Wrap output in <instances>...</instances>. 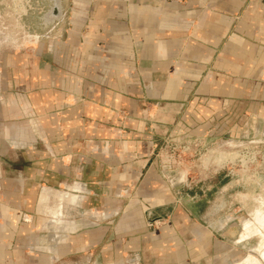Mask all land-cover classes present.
<instances>
[{
  "label": "crops",
  "instance_id": "0c3cea01",
  "mask_svg": "<svg viewBox=\"0 0 264 264\" xmlns=\"http://www.w3.org/2000/svg\"><path fill=\"white\" fill-rule=\"evenodd\" d=\"M63 5L0 57V264H261L182 209L156 149L264 129V0Z\"/></svg>",
  "mask_w": 264,
  "mask_h": 264
},
{
  "label": "rangeland",
  "instance_id": "374dc122",
  "mask_svg": "<svg viewBox=\"0 0 264 264\" xmlns=\"http://www.w3.org/2000/svg\"><path fill=\"white\" fill-rule=\"evenodd\" d=\"M47 3L48 0H0V57L5 52H16L20 42L28 41L29 37L45 36L47 28L39 17ZM230 133L211 140L157 146L158 160L167 171V179L175 183L183 210L201 206L204 211L205 203L209 202L229 207L231 212L238 211V219L250 223L244 227L247 232L244 238L254 236L245 241L226 242L228 248L234 249L235 254L239 251L240 261L251 255L264 264V129ZM232 153L236 154L235 160H226L220 167L218 164H224L220 158ZM138 211L134 213L141 216ZM172 211L173 205L156 213L165 217ZM147 228L153 230L156 224H147ZM240 232L243 228L237 225L225 234L228 238V234Z\"/></svg>",
  "mask_w": 264,
  "mask_h": 264
},
{
  "label": "flooded vegetation",
  "instance_id": "af4514ba",
  "mask_svg": "<svg viewBox=\"0 0 264 264\" xmlns=\"http://www.w3.org/2000/svg\"><path fill=\"white\" fill-rule=\"evenodd\" d=\"M31 37H29V40ZM216 207V208H215ZM205 210L202 211L203 208L201 206H196L191 210L192 216L198 220L199 223H204L205 225L208 226V230L212 231L216 235H218L222 239H226L228 241H241L240 235L239 234H234L229 236L228 238L226 236V231L233 230L237 225L244 231V235H246L247 232H245V225L248 224L249 222L245 223L246 220L241 221L237 217V212H231L229 211V207L226 206H213L209 205V202L205 203ZM258 211V210H257ZM256 211V212H257ZM255 212V213H256ZM255 215V214H254ZM254 218H253V223H254ZM250 224V223H249ZM254 235H250L248 238L253 237ZM247 238V239H248ZM245 241V240H243Z\"/></svg>",
  "mask_w": 264,
  "mask_h": 264
},
{
  "label": "water",
  "instance_id": "95a60500",
  "mask_svg": "<svg viewBox=\"0 0 264 264\" xmlns=\"http://www.w3.org/2000/svg\"><path fill=\"white\" fill-rule=\"evenodd\" d=\"M65 0H48L47 8L39 17L42 25L47 28V33L61 25L64 20Z\"/></svg>",
  "mask_w": 264,
  "mask_h": 264
},
{
  "label": "bare ground",
  "instance_id": "6f19581e",
  "mask_svg": "<svg viewBox=\"0 0 264 264\" xmlns=\"http://www.w3.org/2000/svg\"><path fill=\"white\" fill-rule=\"evenodd\" d=\"M223 158H220V160L222 161V163H226V160H229L231 162H233L235 160V157H236V154L235 153H232V154H227V156H222ZM217 160H219L217 158ZM216 160V161H217ZM219 160V161H220ZM215 161V160H214ZM225 163L222 165V164H218L220 167H223L225 165ZM217 165V164H216Z\"/></svg>",
  "mask_w": 264,
  "mask_h": 264
},
{
  "label": "built area",
  "instance_id": "2783aa9c",
  "mask_svg": "<svg viewBox=\"0 0 264 264\" xmlns=\"http://www.w3.org/2000/svg\"><path fill=\"white\" fill-rule=\"evenodd\" d=\"M168 1H172V2H180L181 0H168Z\"/></svg>",
  "mask_w": 264,
  "mask_h": 264
}]
</instances>
